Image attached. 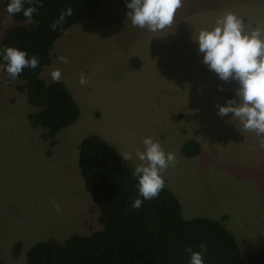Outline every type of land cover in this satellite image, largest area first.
Instances as JSON below:
<instances>
[{"label":"rangeland","instance_id":"1","mask_svg":"<svg viewBox=\"0 0 264 264\" xmlns=\"http://www.w3.org/2000/svg\"><path fill=\"white\" fill-rule=\"evenodd\" d=\"M182 4L171 28L150 32L131 24L119 0H104L94 17L56 41L41 77L53 81L51 72L59 69L81 115L53 147L42 129L30 126L33 108L17 90L19 80L0 70V264H26L27 251L38 241H63L101 227L78 165L79 144L91 134L122 154L132 153L127 162L134 167L140 163L136 149L143 150V138L152 136L176 155L163 178L185 218H225L244 257L264 244V149L232 114H217L218 105L229 100L221 91L236 93L240 85L210 70L194 40L227 12L242 18L245 31L264 30V0ZM16 24L0 0V41ZM81 73L86 85L79 83ZM189 138L201 144L198 155L182 153Z\"/></svg>","mask_w":264,"mask_h":264},{"label":"trees","instance_id":"2","mask_svg":"<svg viewBox=\"0 0 264 264\" xmlns=\"http://www.w3.org/2000/svg\"><path fill=\"white\" fill-rule=\"evenodd\" d=\"M10 0H4L6 11ZM43 7L27 22L22 13L8 15L18 20L4 33L0 53L16 47L35 55L39 65L25 68L16 78L17 90L24 93L33 110L29 113L30 126L43 130L42 137L50 146L56 136L76 123L80 106L65 82L47 81L41 73L52 61L56 41L74 25L96 15L104 0H39ZM126 12L130 0H119ZM28 5H26L27 7ZM72 8V15L55 30L62 12ZM7 12V11H6ZM138 59L133 61L134 66ZM0 56V64H3ZM6 75V71L2 70ZM233 99L235 92L221 91ZM238 99V98H237ZM201 144L193 138L184 141L182 153L198 155ZM122 152L105 138L91 134L79 144L78 165L86 190L98 207L101 227L89 234H71L63 241L48 238L33 244L26 253V264H188L191 246L199 250L207 245L204 264H264V244L244 257L234 233L224 219L208 217L185 218L175 193L166 185L159 196L144 200L139 196L138 180L132 175L134 166L122 158ZM140 198L141 207L133 208ZM21 252L17 242L14 254Z\"/></svg>","mask_w":264,"mask_h":264},{"label":"clouds","instance_id":"3","mask_svg":"<svg viewBox=\"0 0 264 264\" xmlns=\"http://www.w3.org/2000/svg\"><path fill=\"white\" fill-rule=\"evenodd\" d=\"M182 6V0H130L127 3V18L134 27L150 32L163 31L173 26L175 14ZM40 7L43 4L39 0H10L6 11L9 15L22 13L31 23ZM72 14V8H67L51 25L52 29L55 30ZM63 31L66 35V30ZM194 40L204 54L203 62L210 70L217 73L221 80L234 79L240 85L233 99H229L224 106L218 105L217 114L221 117L232 114V121H239L245 131L254 132L259 137L258 146L264 149V30L258 27L250 32L245 31L242 18L227 12L217 18L212 29H201ZM0 56L4 61L0 64V70L6 71L10 81H15L25 68L35 69L39 65L37 56L29 58L26 51L16 47L5 48ZM59 60L68 63L65 56H60ZM61 76L59 69L51 72L55 82H59ZM88 82V78L81 73L79 83L86 85ZM142 144L143 150L137 148L135 151L140 163L135 166L132 175L138 180L139 196L151 200L165 188L163 174L169 167H175L177 158L174 153L166 152L152 136L143 138ZM122 158L130 161L133 154L125 152ZM142 202L136 198L132 207L139 208ZM53 204L56 211H62L55 201ZM198 247L199 250L191 246L185 249L190 257L188 264H204L207 245L201 243Z\"/></svg>","mask_w":264,"mask_h":264}]
</instances>
